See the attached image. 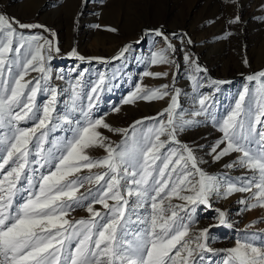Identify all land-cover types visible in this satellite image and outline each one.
I'll use <instances>...</instances> for the list:
<instances>
[{
  "label": "snow or ice",
  "instance_id": "snow-or-ice-1",
  "mask_svg": "<svg viewBox=\"0 0 264 264\" xmlns=\"http://www.w3.org/2000/svg\"><path fill=\"white\" fill-rule=\"evenodd\" d=\"M240 22L238 15L229 20L230 24ZM43 27L22 24L0 14V170L9 166L0 178V264H205L206 254L215 250L207 243L208 228L190 235L198 207L211 208L213 198H227L237 192L251 194V199L240 201L246 210L264 207V71L247 76L250 82H260V100L250 95L245 86L234 109L226 118L217 119L211 111L212 97L198 93L203 86L199 73L206 69L185 53L183 60L190 69L193 91L198 93L193 97L198 107L185 114L178 103L180 90L174 85L171 89L169 85L148 90L137 87L123 103H132L136 98L150 101L165 97L170 102L158 114L163 119L144 118L156 120L150 126L136 121L129 133L90 115L94 107L91 101L105 83L103 76L90 89L97 95L88 97V110L80 108V118H70L68 114L54 117L59 90L50 83L52 70L48 62L59 54L58 44L39 34L18 32V28ZM146 31L165 42L164 48L153 45L145 61L149 65L175 64V53L193 43L186 34ZM227 35L231 33L224 38ZM51 36L55 37V33L51 32ZM173 39L180 41L179 49ZM131 51L132 46L127 45L113 59H126ZM67 55L85 60L76 50ZM30 71L39 73V77L26 79ZM84 71L87 70L80 73ZM144 75L167 73L146 71ZM80 87L77 79L72 88V111L77 109ZM38 94H46L41 106L35 105ZM29 120L33 121L30 127H19L20 121ZM61 120L68 126V136L46 150L44 145L50 143L48 133ZM206 122L222 134L208 145L211 159L220 161L237 153L224 167L245 169L249 175L234 180L226 173L222 177L209 174L201 166L207 161L196 154V149L203 146L181 142L182 132ZM136 125H141V129ZM100 128L123 134L124 139L114 145ZM97 147L104 149L106 155L96 158L88 154L89 149ZM45 168L46 171H39ZM94 168L104 171L93 174ZM84 169L89 170L88 174L81 175ZM85 184L93 187L78 196ZM18 195L20 199L14 206ZM133 196L130 207L128 198ZM173 198L182 203L172 204ZM109 200L114 203L109 204ZM95 204L107 212L102 214L94 208ZM77 208H84L90 217L69 219L70 212ZM137 209H144L146 214L137 215ZM215 211L219 225L232 226L224 211ZM133 216L142 227L133 230ZM257 239V233L246 232L234 247L224 250L227 255L220 264H264V239L259 244Z\"/></svg>",
  "mask_w": 264,
  "mask_h": 264
},
{
  "label": "rangeland",
  "instance_id": "rangeland-1",
  "mask_svg": "<svg viewBox=\"0 0 264 264\" xmlns=\"http://www.w3.org/2000/svg\"><path fill=\"white\" fill-rule=\"evenodd\" d=\"M40 1L43 3L42 8L37 10L35 9L36 4ZM21 3H24L21 5L23 8L20 6ZM92 3L94 6H91ZM262 5H264V0H238V3H230L229 0H0V14L14 18L22 24L44 26L34 29L18 28V32L24 35L39 34L48 39H54L58 44L59 54H54L53 59L48 62L52 70L50 83L58 86L59 90L54 117L57 114L60 116L68 114L70 118H80V108L88 110L90 103L88 97L97 95L93 94L90 89L97 86L99 78L103 76L105 83L99 86L100 91L97 98L91 101L94 107L91 108L90 115L93 119L103 118L112 128L126 129L131 133L136 121H143L145 125L150 126L156 120H145L144 118L163 119L158 114L167 108L170 102L169 98L165 97L150 101L136 98L132 103H123V100L128 98L137 87L148 90L169 85L171 89L174 85L180 90L178 103L185 114L198 107L194 103V96L198 93L210 95L213 102L211 111L217 119L226 118L227 114L234 109L238 96L245 86L249 88L250 95L260 100L257 92L260 82H250L247 76L264 71V8ZM237 15L241 22L230 24L229 20ZM110 28L116 31L108 30ZM45 29L50 31H45ZM152 29H160L165 35L186 34L193 41L183 52L175 53L173 56L175 64H168L167 70L158 68L153 70V65L145 63L150 53L147 50V43L143 47L146 55L139 56L133 53L129 62L128 59L123 58V60L113 59L119 51L108 54L93 52L88 48L95 50L98 46V38H104V41L115 38L116 42L125 43L133 40L143 41L148 38L146 30ZM51 32L55 33V37L51 36ZM109 33L113 34L114 38L107 35ZM226 33H231V35L224 38ZM199 37L203 39L202 45L198 43ZM172 43L178 49L180 48V41L173 39ZM153 45L160 49L165 47V42L155 36L151 43L152 48ZM73 50L85 57L82 63L93 62L89 60L91 58L100 62L103 59L106 62H101L99 70L89 69L80 75V70L85 66L79 65L76 67L77 71L73 72L74 65L80 61L67 55ZM185 53L194 57L202 69H206L199 73L203 86L199 88L198 93L193 91L192 81L189 79L190 69L183 60ZM245 60L247 64L244 63ZM68 64H72L70 66L73 71L66 69ZM146 71L153 74L167 73V76L150 75L147 79L144 75ZM39 75L37 72L30 71L26 79L38 78ZM59 76H63L64 79H59ZM77 79L81 82L80 98L77 100L76 111H72V88ZM212 80L225 83L212 85L210 83ZM139 95L140 93L137 94ZM45 99L46 94H38L35 105L41 106ZM115 108H119V111H114ZM196 119L203 120L204 117ZM32 123L31 120L20 121L19 127L28 128ZM136 128L140 130L141 125H136ZM99 131L114 145L124 139L123 134L120 133L110 132L103 128ZM221 135L217 128L206 122L194 129L182 132L179 139L189 145L203 146L196 149V154L198 158L207 161L201 166L209 174L222 177L226 173L234 180L249 175L250 173L245 169L224 167L226 163H230L239 155L237 153H231L220 161L211 159L207 151L208 145L219 139ZM67 136L68 126L61 120L60 124L48 133L47 140L50 143L44 145L45 149L63 141ZM88 154L100 158L105 156L106 152L97 147L89 149ZM8 167L5 166L4 170H0V178L6 174ZM39 171L44 172L46 168L39 169ZM88 171L84 169L81 175L88 174ZM102 171L104 170L95 168L91 170L93 174ZM6 186L7 181H5ZM90 187L93 186L85 184L79 189L77 195L85 193ZM246 198L251 199V194L237 192L227 198H213L211 208L201 205L193 214L190 235L208 228L210 231L207 243L215 250L214 253L206 254L205 264H220V261L227 255L224 250L234 247L237 240L241 239L246 232L258 234L257 244L264 239V207L258 206L246 210V206L240 203ZM19 199V195L14 198V206ZM128 199L131 207L135 197ZM112 203L114 202L109 200V204ZM171 203L178 205L182 202L173 198ZM94 208L102 214L107 212V209L100 204H95ZM216 209L227 214L231 227L219 225ZM136 211L137 215L146 214L144 209ZM89 217L90 214L84 208H77L70 212L68 218L79 220ZM132 220L133 223L130 226L133 230L142 227L136 222V216H133Z\"/></svg>",
  "mask_w": 264,
  "mask_h": 264
},
{
  "label": "bare ground",
  "instance_id": "bare-ground-1",
  "mask_svg": "<svg viewBox=\"0 0 264 264\" xmlns=\"http://www.w3.org/2000/svg\"><path fill=\"white\" fill-rule=\"evenodd\" d=\"M41 2V1H40ZM39 2V4H36V8L35 9H40V8H42V5H43V3L41 2L40 3ZM44 2V1H43ZM25 3V2H24ZM23 3V4H24ZM22 3L20 4V6L21 5H23ZM91 6H94V4L92 3L91 4ZM96 6V5H95ZM22 7V6H21ZM23 8V7H22ZM107 35H109L111 38H114V35L113 34H107ZM146 37H148V38H146V39H148V40H146V39H143V41H135V40H133V41H130V42H128V43H125V42H116V39L114 38V39H109L108 41H104L103 39L104 38H96L97 39V42H98V46H97V48L94 50L93 48H91V47H88L89 49H90V51H93V52H106V53H108V54H112L113 52H118V51H120L122 48H124L126 45H131V46H134V47H132V51L130 52V53H128L127 54V57H126V59H128V62L130 61V57L132 56V55H134L133 53H135V54H137V55H139V56H142V55H146L145 53H144V50H143V47H145L144 46V44H146L147 43V50L148 51H152L153 50V48L151 47V43H152V41H153V38H155V36L154 35H151V34H149L148 32H146ZM202 41H203V39L201 38V37H199L198 38V43H200L201 45H202ZM84 48V47H83ZM147 51V52H148ZM113 58V57H112ZM112 58H110L111 60H112ZM87 60V59H86ZM90 61L91 60H93V62H91V63H82L81 61H79V62H77L75 65H74V67L76 68L77 66H82V65H84L85 67H84V69H86V70H89V69H91V70H93V71H97V70H99L100 68H101V62L99 61V60H95L94 58H91V59H89ZM111 60H109V61H111ZM123 60V59H122ZM108 61V62H109ZM81 63V64H80ZM109 64V63H108ZM72 66V64H68V67L66 68L68 71H73L72 69H71V66ZM121 65H123L122 63H121ZM167 65L168 64H156V65H153V70H154V68H158V69H162V70H167ZM170 65V64H169ZM82 70V69H81ZM77 71V68L73 71V72H76ZM73 72H71V73H73ZM86 71H84L82 74L80 73V75H83L84 73H85ZM82 77V76H81ZM147 79L149 78V76H145ZM145 78V79H146ZM144 79V80H145ZM99 83V82H98Z\"/></svg>",
  "mask_w": 264,
  "mask_h": 264
}]
</instances>
